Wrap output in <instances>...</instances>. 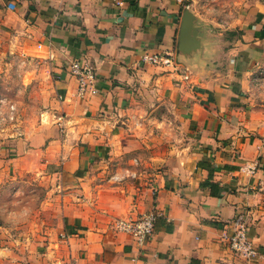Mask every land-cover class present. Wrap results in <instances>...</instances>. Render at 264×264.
I'll return each instance as SVG.
<instances>
[{"label":"crops","instance_id":"1","mask_svg":"<svg viewBox=\"0 0 264 264\" xmlns=\"http://www.w3.org/2000/svg\"><path fill=\"white\" fill-rule=\"evenodd\" d=\"M0 25L47 63L38 122L0 150L62 197L31 264H246L221 239L239 213L264 264V0H0ZM150 210L144 245L117 229Z\"/></svg>","mask_w":264,"mask_h":264},{"label":"rangeland","instance_id":"2","mask_svg":"<svg viewBox=\"0 0 264 264\" xmlns=\"http://www.w3.org/2000/svg\"><path fill=\"white\" fill-rule=\"evenodd\" d=\"M46 64L39 57L30 59L20 40L0 25V150L29 135L38 122ZM8 154L16 156L15 151ZM3 168L0 165V264H31L60 229L62 197L41 176L8 174Z\"/></svg>","mask_w":264,"mask_h":264},{"label":"built area","instance_id":"3","mask_svg":"<svg viewBox=\"0 0 264 264\" xmlns=\"http://www.w3.org/2000/svg\"><path fill=\"white\" fill-rule=\"evenodd\" d=\"M143 60L152 65L169 67L173 71L178 70V59L171 54L144 56ZM71 73L77 82V95L82 97L94 81V71L86 64L75 61L71 64ZM187 78L185 75L184 79ZM247 170L253 174L255 168L247 167ZM134 174L132 170L126 169L118 175L113 174L111 178L114 182H121L127 177H133ZM157 216L158 214L155 210H150L135 219H120L117 221L116 227L119 231L131 236L139 246H142L152 234ZM226 228L230 229V233L224 232L221 239L225 241L228 249L234 256L242 259L246 264H253L262 258L263 255L248 235V224L244 219L243 213L236 214L226 225Z\"/></svg>","mask_w":264,"mask_h":264}]
</instances>
